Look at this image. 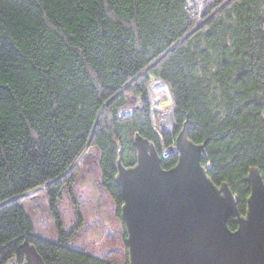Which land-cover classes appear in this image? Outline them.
Instances as JSON below:
<instances>
[{
    "label": "trees",
    "instance_id": "trees-1",
    "mask_svg": "<svg viewBox=\"0 0 264 264\" xmlns=\"http://www.w3.org/2000/svg\"><path fill=\"white\" fill-rule=\"evenodd\" d=\"M202 20L193 31L186 0H0V264L22 263L25 242L44 264H113L65 245L81 221L63 230L62 190L88 146L122 218L119 165L138 163V137L162 155L186 127L205 146L210 180L227 184L246 215L251 169L264 181V0H211ZM143 70L170 81L174 133L152 124ZM132 95L142 105L124 113ZM44 186L58 243L24 213L25 193ZM228 225L237 228L234 217Z\"/></svg>",
    "mask_w": 264,
    "mask_h": 264
},
{
    "label": "water",
    "instance_id": "water-1",
    "mask_svg": "<svg viewBox=\"0 0 264 264\" xmlns=\"http://www.w3.org/2000/svg\"><path fill=\"white\" fill-rule=\"evenodd\" d=\"M137 147L138 163L120 164L118 174L130 264H264V181L257 168L249 174L246 216L229 186L210 180L199 158L205 146L190 140L186 127L162 156L144 138L138 137ZM172 153L179 156L177 165L162 168L159 157ZM230 217L235 231L228 227ZM31 246H22L27 264ZM33 263L44 261L38 255Z\"/></svg>",
    "mask_w": 264,
    "mask_h": 264
},
{
    "label": "rangeland",
    "instance_id": "rangeland-1",
    "mask_svg": "<svg viewBox=\"0 0 264 264\" xmlns=\"http://www.w3.org/2000/svg\"><path fill=\"white\" fill-rule=\"evenodd\" d=\"M186 8L188 10L187 3ZM199 26L195 27L194 30ZM151 85L152 83L150 87ZM163 87L162 84H158L155 89L148 88V92L151 96L152 110L150 111V117L152 118L153 125L155 114H159L160 111L167 109L170 104H172L174 108L175 103H173V101H175V98L170 83L167 86V90L164 91ZM127 100L128 105L132 106L134 109H138V107L142 105L140 96L137 97L132 95L129 96ZM157 109L158 111H156ZM176 121L177 119L175 117V123H177ZM169 146H164V149H167ZM91 148H88V150L90 151ZM84 156L81 157L79 163L80 172L76 176L75 183L72 184V190L69 191L67 187H64L62 190L63 199L60 202V212L63 214V216L61 215L63 230L65 233L69 234L77 223L81 221V228L68 243L80 250L112 260L113 264H128L129 257H127V254L129 253L125 241L123 221L117 215L116 206L114 205L115 203L112 197L105 188L102 187L99 169V152L90 155L86 162H82ZM31 194H33L34 197L30 198L26 195L24 204L28 210L30 203L41 200L40 209L31 215L38 230L49 236L56 235V221L48 210V207H46V204L48 205V197L45 189H36ZM77 210H79L82 215L80 219L77 215Z\"/></svg>",
    "mask_w": 264,
    "mask_h": 264
},
{
    "label": "bare ground",
    "instance_id": "bare-ground-1",
    "mask_svg": "<svg viewBox=\"0 0 264 264\" xmlns=\"http://www.w3.org/2000/svg\"><path fill=\"white\" fill-rule=\"evenodd\" d=\"M210 1L211 0H187V5H188V10H189V13H190V17H191V19H193V20H195V21H197L196 22V27L197 26H199L200 25V20L203 18V17H205V13H207V9H208V6H209V3H210ZM228 1V0H227ZM241 2L242 1H244V0H240ZM247 3V2H246ZM248 5V4H247ZM215 13V12H214ZM203 22V21H202ZM202 22H201V24H202ZM195 28V27H194ZM193 31H194V29H193ZM184 39H186V38H188V34L187 35H185V37H183ZM173 49H175V48H173ZM172 49V50H173ZM198 54H199V52H197ZM158 60H160V58H158L155 62L157 63L158 62ZM155 63V64H156ZM151 65V64H150ZM150 67V66H149ZM150 72H152V71H150ZM150 72H148V71H146V70H143L142 71V74L141 75H144V74H147V77L149 78V82H147V84H146V88L148 89V88H153V89H155L156 88V86L158 85V84H162L164 87H163V90L165 91V90H167V86H168V84H169V82L170 81H168V80H166L162 75L160 76V75H155V74H150ZM157 81V82H156ZM152 83V85H151V87H150V84ZM151 107V106H150ZM138 108H140V107H138ZM134 108L132 107V106H129V105H127L125 108H121V110L122 111H125L124 113H126V111L127 110H133ZM156 111H158V109L156 110ZM123 113V114H124ZM118 114H119V116H121V113H120V111H118ZM154 128L156 129V131L160 134V135H163V134H168V133H172L173 131H174V128H175V117H174V108H173V105L172 104H170L169 106H168V108L167 109H164V110H162V111H160V113L158 114H155V116H154ZM171 145H173V144H171ZM155 147V146H154ZM88 148H90L89 146L87 147V149ZM156 149V148H155ZM163 150H165L164 148H163ZM87 152V151H86ZM98 152V150L96 149V148H91L90 149V151L88 150V152L85 154L86 156H84L83 157V159H82V162H86L87 160H88V158H89V156L90 155H92V154H96ZM177 152H178V150H177ZM137 154H138V147H137ZM172 154H175V153H172ZM160 155V154H159ZM171 155V154H170ZM162 156V155H161ZM159 157V156H158ZM162 157H159V160H160V166L162 167V168H165V167H163L162 166V159H161ZM199 158H200V162H201V159H202V155H200L199 156ZM80 160H81V158H80ZM80 160H79V163H80ZM81 162V163H82ZM99 162H100V160H99ZM201 165H202V162H201ZM203 166V165H202ZM175 167V166H174ZM171 168H173V167H171ZM203 168L206 170V168L203 166ZM208 175V174H207ZM44 189H45V186L43 187ZM38 189H42V187L41 188H38ZM34 190L35 189H32V190H30V192H28V193H25V195H27V196H29L30 198H32V197H34L33 196V194H31V193H33L34 192ZM233 193V192H232ZM25 198H26V196H25ZM235 199H236V197H235ZM32 200V199H31ZM34 201V200H33ZM236 202H237V200H236ZM248 202V201H247ZM40 203H41V200H39V201H34L33 203H30L29 204V209L27 210V208L25 207V204H24V202H23V206H24V209H25V211H24V213L26 214V215H28V216H30V215H33V213H36L39 209H40ZM237 204V203H236ZM115 206H117L116 204H114ZM46 207H48V210L49 211H51L50 210V206H49V202H48V205L46 204ZM36 209V210H35ZM122 211H123V209H121ZM116 211H117V214H118V208L116 207ZM123 213V212H122ZM57 214H59V212L57 211ZM60 215H62L63 216V214L60 212ZM32 219H33V217H32ZM122 221H123V228H124V230H125V241H126V243H127V250H128V253L129 254H127L128 256L127 257H129V259H128V264H130V262H131V260H130V245H128V224H127V221H126V223H125V221H124V219H123V215H122ZM62 222H63V220H61ZM33 223H34V227H35V232H37V234H39V236H41V238H43V239H46V240H48V241H52V242H55V243H58L59 241H61V238H60V232L59 233H57L56 235H53V236H49L48 234L46 235V234H44L43 232H40V230H38V227L36 226V223L34 222V220H33ZM56 226H57V222H56ZM228 227L230 228V226L228 225ZM231 229V228H230ZM237 229V228H236ZM235 229V230H236ZM232 231H235V230H233V229H231ZM56 231H57V229H56ZM76 234V233H75ZM32 245V244H31ZM65 245H67V246H69L70 244L69 243H67L66 242V244ZM27 252H29V257L31 258V260H30V262H29V264H32V262L34 261V259H36V257L38 256V255H40L39 254V252H38V250L36 249V247L33 245V246H31V247H29L28 249H27ZM26 254V253H25ZM101 257H103V256H101ZM42 258V257H41ZM105 258V257H104ZM29 260H27V258H26V256H25V259L22 261V263L20 262V261H18V260H16V259H11L9 262H8V264H27V262H28ZM112 261V260H111ZM34 264V263H33Z\"/></svg>",
    "mask_w": 264,
    "mask_h": 264
},
{
    "label": "clouds",
    "instance_id": "clouds-1",
    "mask_svg": "<svg viewBox=\"0 0 264 264\" xmlns=\"http://www.w3.org/2000/svg\"><path fill=\"white\" fill-rule=\"evenodd\" d=\"M175 127H176V126H175ZM174 130H175V128H174ZM172 133H174V131H173ZM163 152H164V150L162 151V154H163Z\"/></svg>",
    "mask_w": 264,
    "mask_h": 264
}]
</instances>
